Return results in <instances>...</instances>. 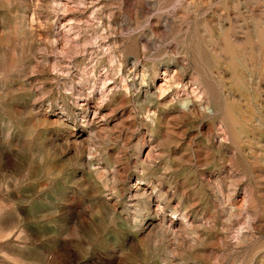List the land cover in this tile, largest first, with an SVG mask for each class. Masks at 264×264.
<instances>
[{
  "label": "rangeland",
  "instance_id": "374dc122",
  "mask_svg": "<svg viewBox=\"0 0 264 264\" xmlns=\"http://www.w3.org/2000/svg\"><path fill=\"white\" fill-rule=\"evenodd\" d=\"M0 264H264V0H0Z\"/></svg>",
  "mask_w": 264,
  "mask_h": 264
},
{
  "label": "bare ground",
  "instance_id": "6f19581e",
  "mask_svg": "<svg viewBox=\"0 0 264 264\" xmlns=\"http://www.w3.org/2000/svg\"><path fill=\"white\" fill-rule=\"evenodd\" d=\"M167 73V72H166ZM164 71L162 73H160L159 77H157V85H156V89L157 91L159 92L158 94L160 96H164L165 94H167L169 91H173V87L170 86V84H167V74H166ZM170 77V75H169ZM175 77V76H174ZM172 78V76H171ZM172 83H175V90L176 92L178 91H182L183 93H185V90H186V86L185 84H181L180 81H178L177 79L175 78H172ZM189 86V85H188ZM193 89V88H192ZM191 90V89H190ZM196 90V89H195ZM193 90H191L192 92ZM175 92V93H176ZM187 93V92H186ZM148 94L146 91H144V95ZM189 94V93H188ZM177 95V94H176ZM178 96V95H177ZM200 99V98H199ZM90 100V99H89ZM93 114H95V112H93ZM144 193V192H143Z\"/></svg>",
  "mask_w": 264,
  "mask_h": 264
}]
</instances>
